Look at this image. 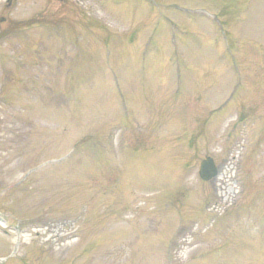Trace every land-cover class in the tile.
Wrapping results in <instances>:
<instances>
[{"label": "rangeland", "instance_id": "rangeland-1", "mask_svg": "<svg viewBox=\"0 0 264 264\" xmlns=\"http://www.w3.org/2000/svg\"><path fill=\"white\" fill-rule=\"evenodd\" d=\"M0 264H264V0H0Z\"/></svg>", "mask_w": 264, "mask_h": 264}, {"label": "water", "instance_id": "water-1", "mask_svg": "<svg viewBox=\"0 0 264 264\" xmlns=\"http://www.w3.org/2000/svg\"><path fill=\"white\" fill-rule=\"evenodd\" d=\"M216 166L211 157L203 159L199 166V177L203 180H210L216 174Z\"/></svg>", "mask_w": 264, "mask_h": 264}]
</instances>
